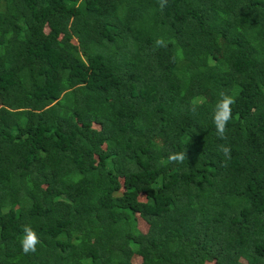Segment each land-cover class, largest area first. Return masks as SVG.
I'll return each mask as SVG.
<instances>
[{
    "label": "trees",
    "instance_id": "16d2710c",
    "mask_svg": "<svg viewBox=\"0 0 264 264\" xmlns=\"http://www.w3.org/2000/svg\"><path fill=\"white\" fill-rule=\"evenodd\" d=\"M133 256L264 264V0H0V264Z\"/></svg>",
    "mask_w": 264,
    "mask_h": 264
},
{
    "label": "clouds",
    "instance_id": "9594fccd",
    "mask_svg": "<svg viewBox=\"0 0 264 264\" xmlns=\"http://www.w3.org/2000/svg\"><path fill=\"white\" fill-rule=\"evenodd\" d=\"M167 5V0H159V6L163 9ZM156 45L158 47L166 46L163 39H157ZM220 99L215 104L213 109V123L216 128L217 135L221 139H226L227 125L232 119V108L234 104V97L224 92H221ZM219 150L226 159L231 158V149L226 145H220ZM186 151L170 154L169 162L183 163L186 159ZM24 235L21 239L22 250L25 254L36 251V245L39 243V238L36 232L28 225L23 228Z\"/></svg>",
    "mask_w": 264,
    "mask_h": 264
},
{
    "label": "rangeland",
    "instance_id": "374dc122",
    "mask_svg": "<svg viewBox=\"0 0 264 264\" xmlns=\"http://www.w3.org/2000/svg\"><path fill=\"white\" fill-rule=\"evenodd\" d=\"M119 195H120V192H119ZM136 220L138 221V229L141 231V232H144L146 230V224L141 221L139 218H137V216L135 217ZM134 258L131 260V263L132 264H139L140 262V259L139 257H136V256H133ZM205 264H212V263H205Z\"/></svg>",
    "mask_w": 264,
    "mask_h": 264
}]
</instances>
